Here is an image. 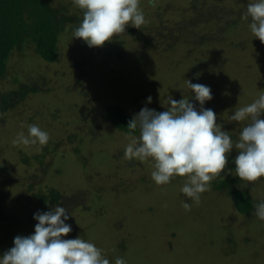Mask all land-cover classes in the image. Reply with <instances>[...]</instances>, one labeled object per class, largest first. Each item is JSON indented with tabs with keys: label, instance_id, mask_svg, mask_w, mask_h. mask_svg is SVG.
Instances as JSON below:
<instances>
[{
	"label": "trees",
	"instance_id": "1",
	"mask_svg": "<svg viewBox=\"0 0 264 264\" xmlns=\"http://www.w3.org/2000/svg\"><path fill=\"white\" fill-rule=\"evenodd\" d=\"M67 1L64 3L65 0H0V83L3 82V78L10 76L14 83L13 90L10 88L0 93V119L22 100L35 95L32 99L46 106L47 110H43V115L47 114L45 116H48L52 123V126L42 129L50 135L49 143L45 146L14 144L13 140L19 133L15 128L6 130L0 123V138L12 136L13 138H8L10 139L8 143L10 145L12 143L13 151L17 153L12 162L0 163V174L5 176L4 179L1 178V182L7 189L11 190L14 183L16 192L19 189L27 191L18 203L16 199H11L8 190L0 187V255L13 247L14 237L28 236L34 232L37 223L33 219L34 213L48 211L58 203L65 206L71 214L66 223L71 224L72 232L65 238L81 237L92 242L86 232L87 223L78 226L76 221L83 220L86 212L94 215L101 200L100 196L106 191L117 195V191L123 189L120 181L112 174L102 181L89 179L92 172L98 170L94 158L97 150L104 155L106 149L101 142L107 136L112 137L109 135L110 131L127 137V124L141 108L147 106L162 112L169 106V99L180 100L184 96H190L191 89L187 86V80L207 85L211 88L213 98L206 102L204 107L214 110L217 114V123L235 139L247 122H229L230 114L237 108L250 104L264 93L262 71L264 56H259V53L254 58L260 65L234 60L232 65L226 61L228 67L221 70L216 68L217 59L224 61V56L220 57L219 53L216 55L218 44L226 46L228 36L233 34L236 27L248 26L250 23V20L245 21L242 18L247 9L243 7L245 0H190L184 6L174 4L172 0H164L163 4H160V0H154L153 3H150V0H140V7L147 6L150 9L152 7L149 12L143 10L146 23L140 29L127 25L125 32L114 37L111 42L106 41L102 47H91V50L97 51V54L104 58L99 62L103 66L98 70L95 65L90 64L85 72L80 68L86 64V59L90 58L91 54L77 48L78 44L85 43L82 39H73V30L82 21L83 10L75 6L73 0ZM171 13H175L174 19L171 18L173 16ZM126 38L130 41L142 40L153 50L156 49L159 54L158 61L150 58L149 64L141 65L142 69L136 67L135 71L138 69V74H129V69L126 77L129 82L131 79V82L135 80V84L129 83L131 87L133 86L129 93L127 90L122 92L125 98H131L126 106L111 99L104 100L103 95L99 93L95 94L97 97L101 96L96 103L99 110L93 114L87 111L81 114L85 109L90 111L93 102L81 100L82 93L78 94L75 84L87 82L82 89L92 87L96 84L93 81L97 80L98 71L103 67L106 71L111 70L108 71L110 76L119 85L118 82L126 77L109 62L117 61L113 58L115 56L113 53L119 50L116 48L119 43L120 46H126ZM239 47L237 43L235 48L240 49ZM28 49L33 53L28 54ZM127 51L123 53L122 62L126 60L128 62L129 58L131 61L133 57H138L142 53L130 47ZM82 54L86 56L85 59H82ZM39 58L51 68L50 70L44 67L43 70L46 71H41L42 75H45L44 78H48V86L43 91L31 81L28 83L25 75H20L22 70H27L31 62ZM172 67L178 70L174 71ZM15 68H19L18 72H13ZM155 69L160 73H152ZM142 80L150 84L148 89L140 87ZM168 84L169 88L166 86ZM74 95L80 97L74 98ZM149 96L152 98L150 104L147 103ZM190 99L199 109L200 106L194 96ZM64 110L76 113V116L66 122L62 119ZM28 117L31 119L32 115ZM3 130L7 133H2ZM134 134L138 136L139 131ZM63 149L65 151H62ZM237 155L238 150L235 148L229 155L227 168L231 169L233 174L213 181L210 190L206 192L230 199L234 209L250 220L256 217L254 205L264 199V178L250 183L235 176L234 159ZM62 159L73 160L75 165L81 168V175L86 179L84 184L78 183L77 187L65 188L66 183L61 180L63 178L60 174L63 167ZM134 161H128L127 166L133 165ZM15 166L24 169L16 170ZM33 167L44 169V172L53 178L47 176L44 181L37 182L36 187L33 186L34 179L39 176L37 171L31 170ZM173 181L179 185L180 191L185 178L175 177L171 182ZM92 182L95 183L92 185ZM139 183L140 181L131 182V187L135 188ZM124 184L125 182L123 186ZM187 199L189 198L184 202H187ZM97 200L98 203L93 205ZM189 201L197 206L199 204V207H202L200 212L209 207V203L203 202L202 197L198 202ZM119 242L121 247L123 242ZM227 242L230 243L231 240Z\"/></svg>",
	"mask_w": 264,
	"mask_h": 264
},
{
	"label": "rangeland",
	"instance_id": "2",
	"mask_svg": "<svg viewBox=\"0 0 264 264\" xmlns=\"http://www.w3.org/2000/svg\"><path fill=\"white\" fill-rule=\"evenodd\" d=\"M160 1V4L165 2L164 0ZM189 1L172 0L174 4L179 6H184ZM67 2L65 0L64 3ZM247 3L248 0H245L243 7H247ZM141 9L149 12L152 7L150 9L146 6L145 8L141 7ZM171 18H175V13ZM227 39L226 46L220 44L217 46L216 55L219 53L220 57L224 56V61L217 59V69L221 70L228 67L226 61L232 65L234 60H243L244 62L260 65V62L254 57L258 53L259 56H264V43L252 35L247 25L236 27L233 34L228 36ZM126 40V46H120L119 43L116 47L119 50L113 53L116 56L113 58L117 61L114 63L109 62L122 73V76L126 77L129 69V74H138L139 70L135 71L136 67L141 68V65L149 64L150 58H154L151 60L155 62L158 61L159 54L155 48L156 51L142 40L130 41L128 38ZM237 43H239L240 49L235 48ZM129 47L138 51V53H142L138 57H133L131 61L129 58L128 62L127 60L122 62V57L124 60L123 53L128 52ZM77 48H82L87 54L89 52L91 54V59H86V64L80 68L81 71L85 72L90 64L95 65L98 70L99 67L103 66L99 62L103 61L104 58H101L97 51L91 50L83 42L78 44ZM29 53H33V51L28 49ZM83 58H86L84 54H82ZM45 64L46 62L43 59H36L26 68L27 70H22L20 74L25 75L28 83L31 81L40 91L46 90L48 86V78L45 79V75L41 73V71H46L43 70L44 67L46 69L50 68ZM172 69L174 71L178 70L176 67H172ZM18 70L19 68H15L13 72H18ZM108 71L104 70L103 67L100 68L97 80L93 81L96 82L92 86L93 88L87 85L89 88L82 89L87 82H81V84L77 82L75 84V90L78 94L82 93L80 95L83 96V99H80L85 102H93L92 109L90 111L85 109L81 114H85L86 111L93 114V112L99 110L96 103L101 96H95L99 93L103 95L102 99L104 100L111 99L124 106L129 103L130 97L125 98L122 92L127 90V93H129L132 91L130 88H133V86L131 87L129 84L132 79L129 82L128 77H126L124 80H120L119 85H117ZM262 71H264V67H262ZM153 72L160 73L156 69L152 70ZM9 75L12 74L9 73ZM131 84H135V80ZM148 85L150 84L143 80L140 83V87L142 86L145 90L148 89ZM13 86L12 76L3 78V82L0 83V88H2L0 93L10 88L13 90ZM166 86L169 88V84ZM83 92L87 94H83ZM33 97L20 100L21 102L10 109L8 114L1 112L4 115L0 119V123L6 130L15 128L17 133L23 132L27 135L29 125L36 124L41 129L52 126L48 116H45L47 114L43 115V110H47L46 106L41 105L39 101H34ZM73 97L78 98L80 96L74 95ZM28 115H32V118L30 119ZM75 116L76 113L64 110L62 119L67 122ZM113 134V131H110L109 135L112 137L107 136L104 141L102 140L101 144L105 145L103 148L106 150L104 155L97 150L94 161L98 170L92 172L89 179L102 181L112 174L117 181H120L123 189L118 190L117 195L106 191L104 195L100 196L99 203L98 200L93 202V205L97 203L99 205L95 209L94 215L86 212L83 220L76 221L78 226L84 222L87 223V235L92 243L103 250V254L110 259L111 264H114L116 257L125 258L127 264H264V221L261 222L262 220L257 217L247 220L245 216L234 209L230 199L216 193L205 192L202 194L203 202L209 203V207H205L202 212H200L201 206L191 203L190 198L186 201H189L190 206L193 207L186 210L183 203L188 197L179 191V185H176V182L173 181L168 185L157 186L151 178L154 169H152L153 164L149 161L135 160L133 165L127 166L131 160L125 158L124 150L130 141L123 134L115 133L114 136ZM10 137L12 136H8L6 139L0 138V163L2 161L12 162L14 155L17 154L16 151H13L12 143L11 145L8 143ZM108 154H110L109 158ZM62 161L63 167L60 174L63 178L61 180L66 183L65 188L77 187L79 186L78 183L84 184L86 179L81 175V168L79 169V166L75 165L76 163L73 160L62 159ZM19 169L24 168L18 166L16 170ZM31 170L39 173V176L34 179L33 186H37V182L44 181L47 176L53 178L49 173H45L44 169L33 167ZM20 172H25V170H20ZM1 178L4 179L5 176L0 174V187L3 186L2 189L8 190L11 199H16L19 203L27 191L19 189L16 192L14 183L11 190L7 189L1 182ZM137 181H140V183L135 188L131 187V182ZM123 182H125L124 186ZM94 183L92 182V185ZM229 240H231L230 243L227 242ZM119 241L123 242L121 247H119Z\"/></svg>",
	"mask_w": 264,
	"mask_h": 264
},
{
	"label": "clouds",
	"instance_id": "3",
	"mask_svg": "<svg viewBox=\"0 0 264 264\" xmlns=\"http://www.w3.org/2000/svg\"><path fill=\"white\" fill-rule=\"evenodd\" d=\"M154 0H150L153 3ZM83 10V19L73 30V39H82L90 48L102 47L124 33L127 25L140 29L146 17L140 0H73ZM255 38L264 43V0H248L242 17ZM191 95L180 100H168L165 111L157 112L147 106L141 108L127 124L129 143L124 154L129 160L149 161L154 170L151 178L157 186L168 185L175 177L185 178L180 191L198 202L210 190L211 184L225 175L233 174L227 168L229 155L235 148V176L241 181L257 182L264 178V93L250 104L237 108L229 122H247L238 138L223 130L217 123V114L205 108L212 91L207 85L187 80ZM199 104V109L190 97ZM152 98H147L150 104ZM139 131V135L134 133ZM50 135L38 125L28 127V134L20 132L13 140L17 145L45 146ZM224 173V175H222ZM186 210L190 204L183 203ZM254 213L264 221V199L254 205ZM70 212L57 204L48 211H37L34 232L17 235L13 247L0 255V264H111L103 250L81 237L66 239L72 226L66 223ZM114 264H127L116 257Z\"/></svg>",
	"mask_w": 264,
	"mask_h": 264
}]
</instances>
